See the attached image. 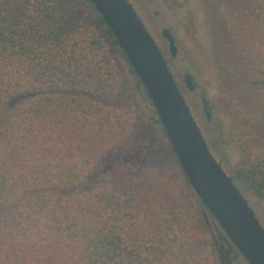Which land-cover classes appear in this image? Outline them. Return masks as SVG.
Returning <instances> with one entry per match:
<instances>
[{
  "label": "trees",
  "instance_id": "1",
  "mask_svg": "<svg viewBox=\"0 0 264 264\" xmlns=\"http://www.w3.org/2000/svg\"><path fill=\"white\" fill-rule=\"evenodd\" d=\"M207 1L249 86L264 90V0ZM116 59L173 154L90 0H0V264H169V241L143 235L129 166L149 136L100 102L116 91ZM256 166L231 178L240 193L264 196V159Z\"/></svg>",
  "mask_w": 264,
  "mask_h": 264
},
{
  "label": "rangeland",
  "instance_id": "2",
  "mask_svg": "<svg viewBox=\"0 0 264 264\" xmlns=\"http://www.w3.org/2000/svg\"><path fill=\"white\" fill-rule=\"evenodd\" d=\"M128 2L160 49L210 153L226 175L232 178L238 170L255 169L258 161L264 159V90L259 92L249 86L236 52L223 29L216 24L208 1ZM163 28L169 29L175 39L177 52L174 58L161 37ZM116 60V91L102 97L100 102L117 108L122 116L136 117L135 134L150 139L149 149L138 151L129 163L139 198L143 235L152 234L154 243L161 237L169 241L173 247L169 264H219L214 244L219 241L216 238L221 229L187 185L174 155L157 136L154 137L148 109L127 67ZM185 75L191 76L196 91L185 85ZM200 93L209 103V120L202 112ZM241 186V194L264 228V196L247 190L244 183ZM143 215L147 217L145 220L141 219ZM173 216L178 222L177 227L172 223ZM238 264L247 263L239 259Z\"/></svg>",
  "mask_w": 264,
  "mask_h": 264
},
{
  "label": "water",
  "instance_id": "3",
  "mask_svg": "<svg viewBox=\"0 0 264 264\" xmlns=\"http://www.w3.org/2000/svg\"><path fill=\"white\" fill-rule=\"evenodd\" d=\"M90 3L125 54L155 110L187 184L228 239V248L232 245L247 264H264L263 226L248 200L210 153L166 60L136 11L128 0H90ZM161 37L174 58L177 48L170 31L163 29ZM201 101L209 119L205 97ZM218 238L222 239V234ZM223 250L230 253L223 245L216 253Z\"/></svg>",
  "mask_w": 264,
  "mask_h": 264
},
{
  "label": "flooded vegetation",
  "instance_id": "4",
  "mask_svg": "<svg viewBox=\"0 0 264 264\" xmlns=\"http://www.w3.org/2000/svg\"><path fill=\"white\" fill-rule=\"evenodd\" d=\"M155 15L157 16L158 15V13L157 12H155ZM163 29H167V28H163ZM162 29V30H163ZM161 30V31H162ZM169 30V29H168ZM170 31V30H169ZM171 33V32H170ZM172 35V34H171ZM173 37V36H172ZM174 38V37H173ZM175 40V39H174ZM166 42V41H165ZM166 44H167V46H168V43L166 42ZM177 48V47H176ZM183 81H184V83H185V85L190 89V90H192V91H196L197 90V86L194 84V82H193V80H192V78H191V76H189V75H185L184 77H183ZM200 95H201V97H200V100H201V98L202 97H205L204 96V94L203 93H200ZM205 99H206V101H207V98L205 97ZM207 103H208V101H207ZM201 104H202V101H201ZM202 112H203V114L205 115V117H206V114H205V112H204V110H203V104H202ZM207 112L209 113V115L211 116V114H210V106H209V103H208V109H207ZM207 119V118H206ZM209 119H210V117H209ZM209 119H207V120H209ZM231 178V177H230ZM221 234H222V236H223V238L222 239H219V238H216V239H218L219 241H217L218 242V246H215L214 245V247H215V249H216V247H217V249L221 246V245H223L224 247H225V249L226 250H229L230 251V253H225V250H223L222 252H221V254H218V257H220L221 259H222V263H219V264H238V261H239V259H243L240 255H239V253L236 251V249L231 245V247H230V249L228 248V245H227V241H228V239L225 237V235L222 233V231H221ZM220 234V235H221ZM213 238H215V237H213ZM213 242H215V240L213 241ZM244 260V259H243ZM245 261V260H244ZM246 262V261H245Z\"/></svg>",
  "mask_w": 264,
  "mask_h": 264
}]
</instances>
